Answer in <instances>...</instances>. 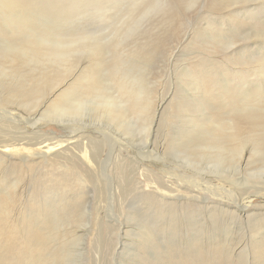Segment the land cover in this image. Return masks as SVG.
Listing matches in <instances>:
<instances>
[{"label":"rangeland","instance_id":"obj_1","mask_svg":"<svg viewBox=\"0 0 264 264\" xmlns=\"http://www.w3.org/2000/svg\"><path fill=\"white\" fill-rule=\"evenodd\" d=\"M36 1L0 0V110L20 127L0 120L1 132L77 139L67 126L82 127L98 172L74 150L82 180L3 157L0 264H264V0ZM115 67L139 93L120 96ZM69 94L83 109L53 111Z\"/></svg>","mask_w":264,"mask_h":264},{"label":"bare ground","instance_id":"obj_2","mask_svg":"<svg viewBox=\"0 0 264 264\" xmlns=\"http://www.w3.org/2000/svg\"><path fill=\"white\" fill-rule=\"evenodd\" d=\"M36 1V0H35ZM37 2V1H36ZM40 2V1H39ZM63 8V7H62ZM65 10V9H64ZM64 10H62V11H60V9H58L57 11H55V12H58V13H61V15L62 14H66V12H64ZM69 11V10H68ZM57 15V14H56ZM61 15H60V17H61ZM63 15V16H64ZM59 17V16H58ZM61 19H62V17H61ZM83 35V34H82ZM85 35V34H84ZM46 36V35H45ZM75 36V35H74ZM49 37V36H48ZM83 39V38H82ZM81 39V40H82ZM92 39V38H91ZM39 40V39H38ZM74 40H75V38H74ZM78 40V39H77ZM28 41V40H27ZM72 41V40H71ZM52 42V41H51ZM54 42V41H53ZM72 42H74V41H72ZM60 44V43H59ZM64 44V43H63ZM71 44V42L69 43L68 42V45H66V46H69ZM102 44V43H101ZM11 45V44H10ZM9 45V46H10ZM40 46V45H39ZM43 46V45H42ZM48 47V46H47ZM64 47V46H63ZM84 47V46H83ZM18 48V47H17ZM22 48V47H21ZM66 48V47H65ZM86 48V47H85ZM84 48V49H85ZM112 48H113V46H112ZM1 49V48H0ZM63 49V48H62ZM25 50H26V48H25ZM38 50V49H37ZM36 50V51H37ZM87 50V49H86ZM91 50V49H90ZM32 51V50H31ZM133 51V50H132ZM39 52V51H38ZM49 52V51H48ZM89 52H91V51H89ZM106 52V51H105ZM24 53H26L25 51H24ZM36 53V52H35ZM59 53V52H58ZM93 53V52H92ZM91 53V54H92ZM6 54V53H5ZM11 54H13V53H11ZM34 54V53H33ZM40 54V53H39ZM53 54V53H52ZM67 54V53H66ZM128 54V53H127ZM119 55V54H118ZM37 56V55H36ZM49 56V55H48ZM69 56V55H68ZM126 56V55H125ZM128 56V55H127ZM68 58V57H67ZM122 58V57H121ZM128 58V57H127ZM120 59V58H119ZM131 59V58H130ZM116 60V59H115ZM134 60V59H133ZM133 60H131V61H133ZM63 61V60H62ZM117 61V60H116ZM121 61V60H120ZM64 62H65V60H64ZM118 62V61H117ZM130 62V61H129ZM66 63V62H65ZM135 63V62H134ZM139 63V62H138ZM138 63H137V65H138ZM113 64V63H112ZM68 65V64H67ZM98 65H100V64H98ZM137 65H135V67L137 66ZM116 66V65H115ZM111 67H113V66H111ZM121 67V66H120ZM119 67V68H120ZM116 69L114 70V74H113V76H115V77H113V78H115L117 81L115 82L116 83V87H117V90L120 92V96L122 97L123 95L122 94H133L134 95V93H136V92H140V89H141V85L139 84V80L134 76L135 74H131V70L132 69H128V70H126L125 68H123V70H121L122 68H120L118 71H116L117 69H118V67H115ZM136 68H138V67H136ZM110 69V68H109ZM135 70V69H134ZM141 70H143V69H141ZM124 72V73H123ZM135 72V71H134ZM94 76H96V75H94ZM110 78V77H109ZM88 79H89V76H88ZM104 80V79H103ZM109 81V80H108ZM141 81V80H140ZM56 82V80L54 79V78H49V79H47L46 81H43V83H45L44 84V86H43V88H41V89H39V90H36L35 91V93L37 92V95L35 94L34 95V97L33 98H38L39 97V95L41 94V93H45L46 92V89L47 88H52V86H53V84ZM47 83V84H46ZM111 84V83H110ZM140 86H139V85ZM56 85V84H55ZM112 85V84H111ZM80 86V85H79ZM134 86H136L137 88H138V90H137V88H135ZM109 88V87H108ZM79 90V89H78ZM82 90V89H81ZM109 90V89H108ZM80 92V91H79ZM76 93V92H75ZM45 95V94H44ZM128 95H125L126 97L128 96ZM129 95V96H130ZM133 95H131L132 97H133ZM118 97V96H117ZM104 99H106V104L107 105H109V103H110V105H111V101H109V99L108 98H105V97H103ZM130 99V98H129ZM124 100H127V102H128V98L127 99H124ZM69 101V102H68ZM98 101V100H97ZM97 101H95V102H97ZM36 102V101H35ZM104 102V101H103ZM105 103V102H104ZM88 106V105H87ZM127 106V105H126ZM129 107L130 108H132V109H134V108H138V106L137 105H135L133 102H131L130 101V104H129ZM83 109V98L80 96V95H77L76 97H75V95L74 96H72V94H69V96H67V103H66V106H64V107H62V106H60V108L59 109H57V107H55V108H53V111H61L62 113L61 114H63V113H65V112H71V111H73V110H75V112H78V111H81ZM129 109V108H128ZM239 109V108H238ZM243 109V108H242ZM57 111V112H58ZM113 111V110H112ZM84 112V111H83ZM108 112H109V110H108ZM52 113V112H51ZM74 113V112H73ZM98 113V112H97ZM113 113L114 114H116L114 111H113ZM8 114L9 113H7V110H0V120H1V122L2 123H5V122H7V123H12V127L13 128H18L17 127V125L18 124H16V122H15V120H11L9 117H8ZM71 114V113H70ZM85 114V113H84ZM88 114V113H87ZM53 115V114H52ZM128 115V114H127ZM134 115V114H133ZM62 116V115H61ZM69 116V115H68ZM72 116H74V114L72 115ZM85 116V115H84ZM87 116V115H86ZM122 116V115H121ZM120 116V117H121ZM90 117V116H89ZM92 117H93V115H92ZM96 117V116H95ZM15 118L16 119H19V118H22V117H20L19 115L18 116H15ZM101 118V117H100ZM108 118V117H107ZM61 119V118H60ZM77 119V118H76ZM92 119V118H91ZM102 119H103V117H102ZM111 119H112V117H111ZM257 119V118H256ZM104 120V119H103ZM96 121V120H95ZM58 122V121H57ZM62 122V121H61ZM99 122V121H98ZM108 122H110V121H108ZM67 123V122H66ZM99 123H101V122H99ZM122 123V122H121ZM229 124H228V126H229V128L231 129V133L229 134L230 135V138H231V140H234L235 139V141H236V143H237V141H239L240 142V138H239V136L236 134L237 133V129H238V125L235 123V124H233L232 122H228ZM98 124V123H97ZM113 124V123H112ZM112 124H110V125H112ZM96 125V124H95ZM100 125V124H99ZM98 125V126H99ZM102 125V124H101ZM105 125V124H104ZM109 125V124H108ZM62 126V125H61ZM71 127L72 128V130H71V133L72 132H76V130L78 131V133H80V136L77 138V139H74V137H75V135L74 136H68V134L66 133L65 134V136H64V138H61V137H59L58 135V137H56V136H54V135H52V136H46V137H42V140H36L35 138H33V137H31V136H29V134H31V133H34L33 131H32V127H29V128H21V131L20 132H16V131H14V134H16V135H14V136H10V137H5L4 136V134L1 132V131H3V129L4 128H0V162H2L3 161V157H7V158H10V154L11 155H19L20 156V158L19 157H17V158H19V160L21 161V162H25V161H28V159H33V158H36V157H40L41 159H43L44 161L43 162H49V163H52V164H56V162H59V165L60 164H62V165H60L61 167H63V168H66V169H69V168H73V167H75V168H78V170H79V172H76V174L80 177V179L82 180V177L84 176V169L80 166H77V164L75 163L76 162V160L75 161H72V160H70V159H72V158H68V157H71L70 155H67L68 154V152H73V150L75 151L74 153L78 156L77 158L79 159V161H81V163L82 164H84V167H85V169L87 168V171L89 172V175L92 177L93 175H95V172H96V167L98 166V164H97V161H96V159H95V153L96 152H94L95 150H96V148H97V146H93V142H94V137H92V135H90V134H83V130H82V127H74L73 125H68L67 127ZM92 126V125H91ZM37 128H38V126H36ZM66 127V126H65ZM83 127H85V126H83ZM87 127V126H86ZM20 128V127H19ZM88 129H89V127H87ZM86 131V130H85ZM88 131V130H87ZM230 131V130H229ZM77 133V134H78ZM53 134V133H52ZM10 135V134H9ZM46 135H48V134H46ZM229 135H228V138H229ZM243 138V137H242ZM247 138V137H246ZM31 140H33V141H31ZM69 140H71V141H69ZM76 140V141H75ZM96 142V141H95ZM93 143V144H92ZM240 143H242V141L240 142ZM238 144V143H237ZM95 145V144H94ZM116 145V144H115ZM99 146H101L100 144H99ZM125 146V145H124ZM217 147V146H216ZM113 148V147H112ZM59 149H61L60 151H57V150H59ZM111 149V148H110ZM110 149H109V152H111L110 151ZM206 150V149H205ZM148 151V150H147ZM109 152L107 153V154H109ZM220 152V151H219ZM64 155V154H66V155H64L63 156V158H64V160H66L67 162H68V164L69 165H65L64 163H63V161H59L58 160V157H60L59 155ZM98 154V153H97ZM117 154V153H116ZM126 154V153H125ZM142 154V153H141ZM144 155H145V153H143ZM201 154V153H200ZM75 155V156H76ZM110 155V154H109ZM121 155V154H120ZM136 155V154H135ZM147 155H149V154H147ZM146 155V156H147ZM66 156H68V157H66ZM99 156V155H98ZM142 156V155H141ZM109 157V156H108ZM117 157H118V155H117ZM125 157H127V156H125ZM145 158V157H144ZM147 158V157H146ZM150 158V157H149ZM149 158H147V159H149ZM126 159V158H125ZM138 159V158H137ZM157 159V158H156ZM62 160V159H61ZM98 160V159H97ZM132 160V159H131ZM146 160V159H145ZM159 160V159H158ZM158 160H157V162H158ZM70 161V162H69ZM123 161V160H122ZM142 161V160H141ZM155 161V160H154ZM162 161V160H161ZM105 162H107V161H105ZM109 162V161H108ZM119 162H121L120 160H119ZM125 162V161H124ZM103 163V162H102ZM101 163V164H102ZM129 162H127V164H128ZM132 163V162H131ZM130 163V164H131ZM150 163V162H149ZM106 164V163H105ZM139 164V163H138ZM159 164V163H158ZM161 164V163H160ZM120 165H121V163H120ZM125 165V164H124ZM123 165V166H124ZM152 165V164H151ZM157 165V164H156ZM166 165V164H165ZM143 166V165H142ZM145 166V165H144ZM160 166V165H159ZM105 165H104V170H105ZM136 167V166H135ZM80 168H82V169H80ZM107 168V167H106ZM130 168V167H129ZM141 168V167H140ZM145 168V167H144ZM143 168V169H144ZM168 168V167H167ZM170 168V167H169ZM108 169V168H107ZM131 169V168H130ZM142 169V168H141ZM102 170V169H101ZM133 170V169H132ZM147 170V169H146ZM146 170L144 169V172L143 173H140V174H142L143 175V177H145L144 178V181L143 182H145L146 183V185L148 186L149 184H152L151 183V180H149V175L146 173ZM97 172H98V170H97ZM97 172H96V174H97ZM169 172V171H168ZM105 173V172H104ZM149 173H151V172H149ZM152 174H153V172H152ZM162 174V173H161ZM106 176V175H105ZM109 177H110V175H108ZM158 177V176H157ZM165 177V176H164ZM112 178H113V176H112ZM96 179V178H95ZM109 180L111 181V179L109 178ZM114 180V179H113ZM128 180H130V179H128ZM154 181V180H153ZM172 181V180H171ZM112 182V181H111ZM142 182V181H141ZM113 184V183H112ZM131 184V183H130ZM84 185V184H83ZM95 185V184H94ZM131 185H133V184H131ZM136 187H135V189H139L140 191H139V194H145V193H148V195L149 196H151V197H153L152 199H154L155 197H160L162 200H164V199H166V198H170V199H172V196L171 195H173V194H171V192H172V190H170L169 188H167L166 186H164L163 184H161L159 181H158V185H157V187L156 186H154V185H150L149 187H151V189H150V191H143V189H142V185L140 186L139 185V182L137 181L136 182ZM85 187H86V185H84ZM134 186V185H133ZM110 188H111V186H109ZM130 188V187H129ZM87 189V188H86ZM160 190V189H164V190H160V192L159 193H156L157 192V190ZM173 189V188H172ZM176 189V188H175ZM88 191V190H87ZM111 192V191H110ZM85 193V192H84ZM155 197H154V196ZM148 196V197H149ZM147 197V196H146ZM176 197V196H175ZM159 199V198H158ZM157 199V201H158V203L159 204H163L164 202H161V200L159 199L158 200ZM134 202V201H133ZM98 203V202H97ZM155 203H156V201H155ZM119 205H121L120 203H119ZM155 205H158L157 203L155 204ZM164 205V204H163ZM76 206V205H75ZM96 206V205H95ZM101 206V205H100ZM131 207V206H130ZM159 207H161V206H159ZM98 208V207H97ZM129 208V207H128ZM127 208V209H128ZM162 208V207H161ZM100 210V209H99ZM97 211V210H96Z\"/></svg>","mask_w":264,"mask_h":264}]
</instances>
